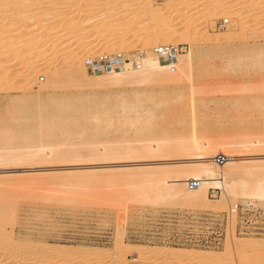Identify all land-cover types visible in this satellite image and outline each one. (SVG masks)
<instances>
[{
    "label": "rangeland",
    "instance_id": "obj_1",
    "mask_svg": "<svg viewBox=\"0 0 264 264\" xmlns=\"http://www.w3.org/2000/svg\"><path fill=\"white\" fill-rule=\"evenodd\" d=\"M37 1L39 0H31L30 3L33 5ZM241 1L243 0H230L232 6L237 3L244 6L248 0H244V3ZM57 2H63V0ZM201 2L175 0L170 3L167 0H138L136 3L141 12L138 11L140 13L137 16L138 21L147 20L150 16L147 7L154 6L166 8V11L171 12L168 16L183 10L180 14L184 17L181 16L178 22L188 17L185 22L190 20L191 24L198 26L204 9ZM100 7L96 15L90 8L88 11V7H79V9L76 7L74 11L78 17L73 22L75 25L79 24L76 30H81L82 36L79 42H84L82 47L94 42L92 45L95 46L94 53L90 54V57L98 53H112L113 49L120 46L113 41L109 43L110 47L105 49L103 43L106 41H103L105 39L103 36L88 34L91 25L86 26L84 23L89 18L101 15ZM123 8L110 13V21L117 22L112 34L115 37L123 36L125 40L143 38L148 31L125 33L123 16L128 15L130 10L125 7L124 10L128 11H124ZM8 10L12 13L14 7ZM242 10L244 12L242 17L245 16V22L249 24L246 25L245 41L213 42L211 39L206 40V37H200V39L194 37L195 42H192L188 41L186 36L177 39L178 46L187 45L186 51L180 53L181 55L192 52L191 76L189 77L187 73L188 77H181L179 82L148 85L122 82L96 84L94 82L95 85L81 88L72 86L66 80L67 78H64L66 82H63L66 85L63 83L54 91L39 94L38 86L48 84V76L40 72L28 82L13 81L6 87H1L0 160L8 159V152L6 153L4 149L38 146L41 141L46 147L53 146L59 151H66L65 148L79 150L74 153H60L44 162L28 160L20 165L12 162L0 165V171L8 172L5 174V179H0V206L8 202L14 207L16 218L13 220L15 221L7 222L10 224L8 227H13L15 237L21 241H35V243L105 253L113 251L116 239L122 236L128 244L144 249L168 247L188 252L191 256L199 252H207L214 257H221L224 255L226 242L218 247L177 242L174 236L184 235L187 231V225L181 217L186 214H202L206 211L223 215L228 212L232 203L252 199L261 207L258 223H256L257 228L244 234L245 237H240L264 243V198H238L227 204H221L219 201L221 198L217 201L209 198V188V201L196 202L189 195L190 192L185 190L188 184L185 172L183 174L182 170L173 169L157 173L154 177L157 188L165 186L176 189L173 197L158 200L145 197L142 190L132 191L139 184L137 181L144 177L143 175L136 174L134 171L125 172L122 175L107 172L121 164H129L127 169L132 170L135 167L132 164L140 162H170L167 160L174 159L181 161L183 154H166L168 157L163 156L164 154L162 157L159 154L160 157L156 158V155H148V151L142 147L154 143L162 146L163 150L168 147L175 148L177 143L191 139L194 134L211 147L209 153L212 154L208 155L210 157L216 158L219 154H224L226 160L264 158V34L252 35L255 30L251 25L252 13H249L251 9L246 7ZM259 11L257 13L261 14L262 11ZM70 12L71 9H64L59 14L61 18H64L63 16ZM193 13L196 15H192L194 16L192 18L189 15ZM49 14H52L51 10L41 13L43 16ZM263 16L264 14L260 17L262 27L264 26L261 25L264 24ZM166 17L162 20L163 25L170 23V19ZM219 18H216L214 23H217ZM227 18L229 24L226 28L228 29L232 18ZM0 19L7 23L10 18L4 17L0 11ZM64 21L50 27L53 33L51 44L57 40L54 36L68 27L69 22ZM214 23L212 27L208 25L209 34L222 35L226 32V28L220 30ZM28 25L31 26L32 33L26 38L39 36L38 33L43 30L29 22L25 23L24 27ZM199 27L201 28L200 25ZM262 27L260 31H264ZM24 30L22 28V31ZM75 41L77 38L74 34L65 35L57 40L56 45H61L59 48L62 49V53L54 55L52 49H49L45 70L48 71L56 65L62 68L69 58L68 51L81 44L77 42L76 45ZM63 49L66 50L63 51ZM130 54L137 55L138 49ZM10 60L12 59L6 53L0 55V63L4 64V67L8 66ZM16 62L18 61L15 60L13 63ZM17 72L12 69L9 74L16 76ZM37 95L46 99L51 105L60 103L67 97L74 103L77 99L78 103L80 98L76 96H87L92 98L90 100H94L91 101L92 103L95 102L100 106L97 110L91 111L86 119V123L91 126L87 124L85 129L76 127L68 138L47 129L44 130L45 134L40 136L37 132L43 128L42 121L47 120L45 117L40 118L33 109L36 105L33 97ZM73 98L75 100H72ZM75 117L77 119V116ZM79 120L83 119L79 117ZM79 120L75 122L67 120L68 127H74V124L76 126ZM50 121L53 120L50 119ZM84 130L87 131L86 134ZM245 144L252 145V149L249 150L248 145L245 148L243 146ZM120 145L135 149L134 154L128 159L110 161L101 157L93 158L90 154L91 148H103L96 153V155H103L106 149ZM238 146H243V149L242 147H240L242 150L234 149ZM90 171L94 172L85 174ZM112 179L114 182L109 183L108 181ZM167 179H172V182ZM99 180L106 182H97ZM160 180L163 183L158 182ZM59 186L64 188L62 193L54 192ZM133 263L139 262L133 261Z\"/></svg>",
    "mask_w": 264,
    "mask_h": 264
},
{
    "label": "bare ground",
    "instance_id": "obj_2",
    "mask_svg": "<svg viewBox=\"0 0 264 264\" xmlns=\"http://www.w3.org/2000/svg\"><path fill=\"white\" fill-rule=\"evenodd\" d=\"M57 1L59 0H39L32 5L30 3L31 0H23L21 2H18L17 0H0L1 14L4 17L10 18L7 23H4L3 20L0 19V55L6 53L7 56L12 59L9 64H7V67H4V64L0 63V78H3L2 84L0 81V88L6 87L8 83L13 81H18L20 83L28 82V80H32L36 77V74L40 72H44L48 76V84L38 86L39 94L42 92L54 91L55 88L61 86L60 84H65L66 81L64 78H67L66 80H68L72 86L81 88L86 86L88 88V85L92 86V84L95 85L94 82H96V84L122 82L134 85L179 82L181 77H188V74L189 77L191 76L192 52L187 55H181L180 53L182 52H179L177 54V58L170 62L168 54H161L157 51L159 45L179 47L177 39L185 36L188 41L192 42H195L194 37H196V39L206 37V40L211 39L213 42H230L236 40L245 41V36L247 35L245 32L249 24L247 25L245 22V16L244 18L242 17L244 15L242 9L246 7L251 9L249 10V13H252L251 25L253 30H255L252 35H259L260 33L262 35L264 34V31H260L262 27L260 26V17L264 14V0H248L247 2L245 1L246 3H244L243 0L241 2L244 3V6H241V3L240 5L237 3L235 6H232L230 0H194L196 2L202 1L201 4L204 7L201 12L202 15L200 14V20L202 21H198L201 28L199 25L197 26V24L196 26H194L193 23L191 24L190 20V22L188 20V22H185L188 17L183 18L184 20L181 19L182 21L179 23L178 19L183 16L180 14L183 10H179L175 13L173 10L172 12L174 14H170V16H168L171 12L166 11V8L161 9L155 8L154 6L147 7L150 14L149 18L139 22L137 16L140 15L141 12L138 10V4L136 3L138 0ZM171 1L175 0H167V2L170 3ZM245 5L247 6L245 7ZM11 7H14V11L12 13L8 10V8ZM76 7L78 9L79 7H88V11L90 8L95 15L97 14L99 7L100 10L102 8V13L100 12L101 15L94 16L91 19L89 18L87 22L84 20V25H91V29L88 32L90 36H103L105 38L103 40L106 41L103 43V45H105V49H108L110 47L109 43L113 41L120 45L119 47L113 49L112 53L121 52L125 55V57L130 58V63L126 69L120 68L111 73H98L95 75L89 73L85 64V59L90 57V54L94 53L93 50L95 46H92L94 44L93 42L91 45L82 47V43L84 42H79L81 41L80 38L82 36L80 32L81 30H76L79 27V24L77 23V25H75L73 22L78 17V14H74ZM122 7H127V9L129 8L130 10L128 15H125L124 13L125 16H123L125 33H140L144 30L148 31L143 38L125 40L123 36L115 37V35L112 34L115 28L114 25L117 22L110 21V13L120 10ZM64 9H71V12L64 15V18H61L59 13L63 12ZM127 9L124 11H128ZM49 10L52 11V14L45 16L41 15V13ZM259 10L262 11L261 14L257 13ZM228 11H230V13ZM195 13L190 14L189 16H192ZM224 16L232 18L231 25H229L228 29L226 28L227 30L225 29L226 32H223L224 34L222 35L209 34L208 25L212 27L216 18H223ZM165 17L170 19V23L168 25L162 24V20ZM193 17L194 16H192V18ZM62 20H65V23L69 22L68 27L65 30L60 31V33L58 32L54 38L60 40L65 35L74 34L75 38H77L75 44L77 45V42H79L78 44H81L80 46H76L75 49L70 50V52L68 51L69 54L67 57H69V60L67 59V62H64V66L62 68H59L56 65L47 71L45 70V66L48 64L47 53L51 49V51L54 52V55L62 51V49L60 50L59 48L61 45H56L57 40L52 44L50 43V40L52 39L51 37L53 36L50 27L60 23ZM28 22L35 27L43 29L42 32L38 33L39 36L26 38L32 33L31 26L28 25L27 27H24L25 23ZM22 28L25 30L22 31ZM262 28H264V26ZM176 29H179L180 31H177ZM135 49H138V54H130V52L135 51ZM65 50L63 49V51ZM15 60L18 62L13 63ZM135 61L140 62L142 64V68H135V66H133ZM253 61L257 62L255 60ZM173 65L175 66L174 71H172L171 68ZM12 69L18 71V74L15 73L17 74L16 76L9 74V71ZM26 93L28 94V92ZM33 98V101L36 104L33 109H35L36 114L39 115L40 118L45 117L47 120L45 122L42 121L41 126H43V128L37 132L40 136L45 134L44 130L47 129L56 132L62 137L68 138L70 133L75 130L76 127H83L85 129V126L88 124L86 123V119L89 117L88 115L91 111L97 110L100 106V104L97 105L95 102L92 103L94 100H90L91 97H83L80 95L78 97L76 96V98H80V100L78 99V103L77 99L74 103V101H71V98L67 97L60 103L53 105L48 103V101L41 96L37 95ZM72 100L75 99L73 98ZM49 110H51L50 114L47 115ZM80 110L83 111L80 112ZM75 116H77V119ZM79 117L83 120H79ZM50 119L53 121H50ZM67 120L74 122L79 120V123L76 126L74 124V127H68ZM247 145L249 146V144H245L243 146L245 147ZM243 146L240 147L243 149ZM251 146L252 145L248 147L249 150L252 149ZM240 147L238 146V148L235 147L234 149H239ZM142 149H146L148 151V155H156V158L160 157L159 154L161 156L164 154L163 156L168 157L166 154L170 155L173 153L183 154L181 156L184 157L190 156L189 158H180L181 161L174 159L167 160L170 162H140L132 164L135 166L132 170L127 169L130 166L129 164H121L116 167V169L107 171L109 173L121 175L125 172L134 171L136 174L143 175L144 177L137 181L139 184L136 185L132 191L142 190L145 197H151L158 200H162L164 198L167 200L173 197L176 189L165 186L157 188L156 184H154V177L160 172L180 169L183 174L185 172L188 183L193 179L201 181V184L198 187L190 188L187 184L185 189L190 192L189 195L196 202L200 200L209 201V188L220 189V196L212 198L215 199L212 201H217L221 198L219 200L221 204H227L228 202L234 201L238 198H264V158H235L226 160L224 164H218L215 157L208 156L209 154H212L209 153L211 147H209L195 134L191 137V139L177 143L175 148L168 147L163 150L162 146L152 143L151 145L143 146ZM242 149L240 148L239 150ZM65 150L66 151H59L53 146L46 147L43 141H41L38 146L8 148L4 149L6 153L8 152V159L5 161L0 160V165H5L6 162H12L15 165H20L28 160L33 162H44L52 159L60 153H74L79 151L75 148L71 150L65 148ZM91 150L92 152L90 154L91 156L93 155V158L101 157L109 161L115 159H128L135 151V149L129 148L127 145L126 147H122V145H120L118 147L106 149L103 155H96L98 150H103V148H91ZM178 156L180 157V155ZM68 172L74 173L70 171ZM93 172L94 171H90L85 174ZM7 173V171H0V179H5V174ZM162 180L158 182L163 183ZM168 181L172 182V179H169ZM97 182L106 181L99 180ZM108 182L112 183L114 182V179L109 180ZM63 189L64 188L59 186L56 190H54V192L62 193ZM68 191H70V189H68ZM210 197L211 196L209 194V198ZM235 203L236 202L232 204ZM231 205L228 208V211H230ZM15 218L16 213L12 204L4 202L0 206V264H264V243L243 239L242 237L245 236H243L244 234L242 233H239V236L237 234H231L230 237L228 236L226 238L224 255H221V257H214V255L207 252H199L198 254L191 256L188 252H182V250H175L168 247L144 249L136 245L128 244L124 241V237L122 236L116 239L115 249L113 251L104 253L94 250H80L61 245H48V243H35V241H21L15 237L13 227H8L11 222L9 220H12L11 223H14L15 220L13 219ZM7 221H9V223ZM5 222H7V224ZM229 222L234 228L237 223L235 214H233L232 217H229ZM214 247L217 246L214 245ZM133 261H137L139 263H133Z\"/></svg>",
    "mask_w": 264,
    "mask_h": 264
},
{
    "label": "built area",
    "instance_id": "obj_3",
    "mask_svg": "<svg viewBox=\"0 0 264 264\" xmlns=\"http://www.w3.org/2000/svg\"><path fill=\"white\" fill-rule=\"evenodd\" d=\"M229 23L228 18H220L216 26L219 29L226 28ZM187 49L186 44L176 46H160L157 51L161 54H168L170 62L177 58L179 52H184ZM167 56V57H168ZM130 63V58L125 57L121 52L118 53H98L95 56L87 57L85 64L91 74L111 73L120 68L126 69ZM172 65V64H171ZM135 68H142V64L138 61L133 63ZM172 71L175 70L173 65ZM226 156L219 154L216 157L218 164H224ZM201 184L200 180H190L188 185L190 188H196ZM209 194L211 198L220 196L221 191L218 188H210ZM261 207L255 200L245 199L242 202H236L231 205L230 211L223 215L216 214L213 211L202 212V214H186L181 217L186 225L187 231L184 235L174 236L177 242H189L194 244L216 245L221 246L226 241V238L231 234H247L253 228H257L258 217L260 216ZM235 214L237 224L233 228L230 225L229 217Z\"/></svg>",
    "mask_w": 264,
    "mask_h": 264
}]
</instances>
